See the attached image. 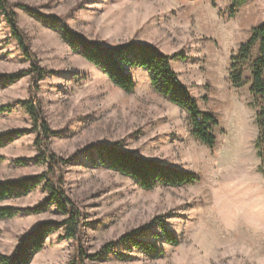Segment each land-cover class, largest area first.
<instances>
[{"label": "rangeland", "instance_id": "374dc122", "mask_svg": "<svg viewBox=\"0 0 264 264\" xmlns=\"http://www.w3.org/2000/svg\"><path fill=\"white\" fill-rule=\"evenodd\" d=\"M8 2L47 72L37 98L56 133L51 152L71 161L60 177L82 214L79 241L66 240L62 230L55 231L31 264H264V174L255 147L256 109L250 84L238 89L229 80L231 57L248 41L252 29L264 22V0H247L234 19L227 12L233 0H216V7L212 0ZM20 6L59 19V28L43 24ZM62 24L90 42L109 47L134 41L155 46L169 56L182 55L172 67L198 99L200 109L217 118L215 149H208L192 135L187 113L154 91L146 70L131 72L137 88L133 94L125 93L72 51L60 31ZM257 54L256 46L252 59ZM29 68L1 19L0 75ZM250 77L248 65L246 79ZM30 81L25 77L0 90V107L13 109L0 116V135L21 133L0 149V182H17L46 172L36 161L40 152L32 121L18 104L31 98ZM233 119L240 124L239 138ZM104 144L198 174L200 181L145 190L129 177L92 164L86 150ZM47 196L41 185L0 207L36 208ZM156 218L179 241L170 245L149 234L144 241L155 244L163 255H150L131 245L102 252L106 244ZM63 220L54 206L41 214L21 213L0 220V254H12L19 239L41 223ZM149 229L161 233L157 225Z\"/></svg>", "mask_w": 264, "mask_h": 264}, {"label": "trees", "instance_id": "16d2710c", "mask_svg": "<svg viewBox=\"0 0 264 264\" xmlns=\"http://www.w3.org/2000/svg\"><path fill=\"white\" fill-rule=\"evenodd\" d=\"M246 2L247 0H233L227 10L228 18L234 19ZM212 5L216 7V0H212ZM20 7L43 24L53 29L59 28V19L44 15L27 6ZM1 19H4L9 26L12 37L22 50L24 58L30 63V68L15 74L0 75V90L18 83L25 77H30L29 93L31 98L18 102V104L32 121V131L37 136L36 147L40 152L36 161L46 167V172L17 182H0V203L26 197L41 185L48 196L45 202L36 208L19 210L0 207V220H11L21 213L41 214L52 206L64 217L60 223H41L32 232L19 239L12 254H0V264H31L34 255L44 249L48 237L55 231L62 230L66 240L79 241L82 214L66 194L64 181L60 177L61 170L67 167L71 161L51 152L50 143L56 133L51 130L45 120L42 103L37 98L39 85L47 72L41 68L39 59L31 50L28 36L19 26V16L8 0H0ZM60 31L72 51L103 72L114 86L127 94H133L137 88V83L131 72L138 69L146 70L150 74V83L154 91L187 113L192 126V135L208 149H215L217 139L214 135V128L219 126L217 118L213 113L203 112L200 109L198 99L191 94L172 67L173 61L181 59L182 55L169 56L155 46L143 45L134 41L114 47L99 42H90L83 36L73 33L66 24L60 26ZM256 46L258 54L252 59ZM248 65L251 74L249 81L246 79ZM229 80L238 89L250 84L258 130L255 147L264 174V22L252 29L248 41L242 44L238 52L231 57ZM7 112H13L11 106L0 107V116ZM20 136V132L0 135V149L12 144ZM86 151L94 166L114 170L129 177L145 190H153L161 185L169 187L195 185L200 181L198 174L184 172L154 160L138 157L121 150L117 145H94ZM150 225H157L161 233L151 232ZM150 225L131 231L119 240L106 244L102 248V252L109 253L120 245H131L150 255H163V250H160L155 244L144 241L149 234L156 239L163 238L167 244H179L177 238L167 229L161 218L154 219Z\"/></svg>", "mask_w": 264, "mask_h": 264}, {"label": "bare ground", "instance_id": "6f19581e", "mask_svg": "<svg viewBox=\"0 0 264 264\" xmlns=\"http://www.w3.org/2000/svg\"><path fill=\"white\" fill-rule=\"evenodd\" d=\"M224 110V109H223ZM230 114V113H229ZM235 115V114H234ZM230 117H231V114H230ZM233 123H234V127H235V134H236V137L239 138L240 136V124H239V121L237 119H233ZM237 139V138H236Z\"/></svg>", "mask_w": 264, "mask_h": 264}]
</instances>
